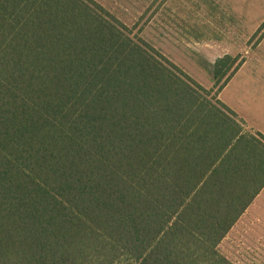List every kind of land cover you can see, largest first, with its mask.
I'll return each mask as SVG.
<instances>
[{"label": "trees", "instance_id": "16d2710c", "mask_svg": "<svg viewBox=\"0 0 264 264\" xmlns=\"http://www.w3.org/2000/svg\"><path fill=\"white\" fill-rule=\"evenodd\" d=\"M246 128L95 0H0V264H233Z\"/></svg>", "mask_w": 264, "mask_h": 264}, {"label": "rangeland", "instance_id": "374dc122", "mask_svg": "<svg viewBox=\"0 0 264 264\" xmlns=\"http://www.w3.org/2000/svg\"><path fill=\"white\" fill-rule=\"evenodd\" d=\"M95 1L232 110L234 103L261 104L255 118L264 128V0ZM261 198L219 246L233 264H264V192Z\"/></svg>", "mask_w": 264, "mask_h": 264}, {"label": "crops", "instance_id": "0c3cea01", "mask_svg": "<svg viewBox=\"0 0 264 264\" xmlns=\"http://www.w3.org/2000/svg\"><path fill=\"white\" fill-rule=\"evenodd\" d=\"M231 106H234V109L233 111H237L238 113H242L244 116H248L247 119H249L250 121L254 122L256 125H257V131L259 129V132H261L262 134H264V128H262L260 125H259V122L256 120L255 118V114L256 115H260L262 111V106L261 104L259 103H254L253 100H250L249 103L245 104L244 106H240L238 107L237 105L232 104ZM236 107V108H235ZM231 108V107H230ZM232 109V108H231ZM236 112V113H237ZM263 112V111H262ZM237 113V114H238ZM244 120V119H243ZM264 192V189L260 192V194L255 198V200L253 201V203L249 206V208L246 210V212L244 213L245 215L254 208V206H256L257 204H259L258 202H260L262 200L261 196ZM244 214L242 216H244ZM241 216V217H242Z\"/></svg>", "mask_w": 264, "mask_h": 264}]
</instances>
